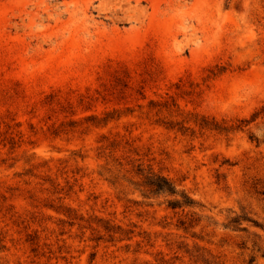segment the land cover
Wrapping results in <instances>:
<instances>
[{
  "label": "rangeland",
  "instance_id": "obj_1",
  "mask_svg": "<svg viewBox=\"0 0 264 264\" xmlns=\"http://www.w3.org/2000/svg\"><path fill=\"white\" fill-rule=\"evenodd\" d=\"M263 108L264 0H0V264H264Z\"/></svg>",
  "mask_w": 264,
  "mask_h": 264
},
{
  "label": "trees",
  "instance_id": "obj_2",
  "mask_svg": "<svg viewBox=\"0 0 264 264\" xmlns=\"http://www.w3.org/2000/svg\"><path fill=\"white\" fill-rule=\"evenodd\" d=\"M264 111V108L262 109ZM256 117V114L253 115ZM145 183L149 188V193L153 196H159L162 194L165 195H177V191L172 183H170L167 179L162 176L151 174L146 176ZM264 194V193H263ZM180 199H174L167 202V206L171 209L180 208L182 206H191L193 205L192 199L186 196L184 193H181ZM237 219H233L231 223H236ZM254 260L250 259L249 264H251Z\"/></svg>",
  "mask_w": 264,
  "mask_h": 264
}]
</instances>
